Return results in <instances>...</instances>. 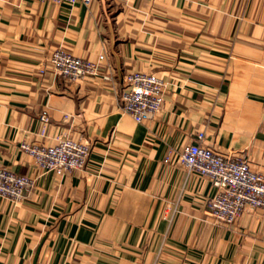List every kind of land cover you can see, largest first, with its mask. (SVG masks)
I'll list each match as a JSON object with an SVG mask.
<instances>
[{
	"label": "crops",
	"instance_id": "crops-1",
	"mask_svg": "<svg viewBox=\"0 0 264 264\" xmlns=\"http://www.w3.org/2000/svg\"><path fill=\"white\" fill-rule=\"evenodd\" d=\"M58 47L105 54L112 81L41 73ZM137 71L166 83L143 124L120 103ZM201 132L264 174V0H0V167L34 179L21 202L0 197V264H264V212L215 221V188L175 164ZM59 134L90 143L84 169L42 172L20 150Z\"/></svg>",
	"mask_w": 264,
	"mask_h": 264
},
{
	"label": "built area",
	"instance_id": "built-area-1",
	"mask_svg": "<svg viewBox=\"0 0 264 264\" xmlns=\"http://www.w3.org/2000/svg\"><path fill=\"white\" fill-rule=\"evenodd\" d=\"M42 3L75 5L82 2L89 6L92 0H30ZM136 1V0H129ZM105 54L97 60L75 56L69 50L58 47L45 60L40 70L46 71L47 62L54 73L67 82L102 77L112 81L111 73H104L101 64ZM166 83L152 73L133 72L124 78L120 95L122 112L131 116L138 124L154 119L164 102ZM68 118V116H66ZM50 118L47 113L40 116L38 136L48 137ZM205 134H198V143L185 145L177 153L175 164L208 179L216 190L209 201L210 216L217 222L234 224L246 211L264 212V174L254 170L244 157L225 156L204 144ZM22 153L27 155L36 169L64 175L67 172L84 169L89 161L91 145L83 139L67 135L55 136L53 144L23 142ZM175 152L171 151L165 163H172ZM34 185V179L19 175L7 167H0V197L12 203L21 202L25 193Z\"/></svg>",
	"mask_w": 264,
	"mask_h": 264
}]
</instances>
